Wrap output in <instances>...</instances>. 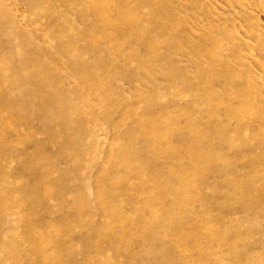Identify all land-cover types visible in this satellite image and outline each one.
Here are the masks:
<instances>
[{
    "label": "rangeland",
    "instance_id": "374dc122",
    "mask_svg": "<svg viewBox=\"0 0 264 264\" xmlns=\"http://www.w3.org/2000/svg\"><path fill=\"white\" fill-rule=\"evenodd\" d=\"M0 264H264V0H0Z\"/></svg>",
    "mask_w": 264,
    "mask_h": 264
},
{
    "label": "bare ground",
    "instance_id": "6f19581e",
    "mask_svg": "<svg viewBox=\"0 0 264 264\" xmlns=\"http://www.w3.org/2000/svg\"><path fill=\"white\" fill-rule=\"evenodd\" d=\"M35 80H38V79H35ZM230 111H232V110H230ZM191 146H193V147L189 146V148H187V150L190 151L189 164H192L193 166H201V169H200V171H201L208 165L207 164L208 161L206 160L207 157H203L200 154H198L194 145H191Z\"/></svg>",
    "mask_w": 264,
    "mask_h": 264
}]
</instances>
